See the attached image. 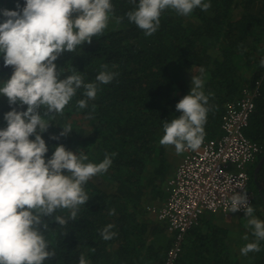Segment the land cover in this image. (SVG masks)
<instances>
[{
  "label": "trees",
  "instance_id": "16d2710c",
  "mask_svg": "<svg viewBox=\"0 0 264 264\" xmlns=\"http://www.w3.org/2000/svg\"><path fill=\"white\" fill-rule=\"evenodd\" d=\"M111 2L114 14L103 35L72 53L64 52L54 63L62 79L76 70L85 83L96 82L105 70L102 65L118 75L111 83L99 85L97 97L88 100L83 109L77 101L87 98L84 89L78 90L64 114L50 121L42 138L49 149L46 160L60 145L74 154L87 155V162L92 163L102 162L106 154L116 155L106 173L85 184L89 201L80 207L76 220L65 227L48 221L45 235L56 255L44 264H79L81 255L89 264H163L173 236L167 240L158 234L169 231L166 222L158 230L153 228L158 219L149 205L173 167L175 148L162 146L159 140L164 122L182 114L176 105L191 91L189 74L203 78V91L209 97L205 138L219 134L225 105L239 99L242 88L261 80L245 134L259 145L264 139V0H205L211 4L207 11L197 8L187 17L167 10L150 37L126 17L135 4L130 0ZM17 4L23 8L25 0H0V9L16 11ZM117 18L122 19L117 22ZM3 19L0 16V22ZM0 70L6 80L11 77L13 69L4 66L2 56ZM13 107L27 110L26 105L6 106L0 112V130L7 126L4 116ZM74 116H80L78 122ZM66 124H71L72 132L60 136ZM248 188L254 194V215L264 221V166L255 179L250 176ZM113 209L115 214L109 215ZM109 224L117 235L104 240L100 233ZM182 251L183 245L175 264H183L189 257L193 264H238L235 257L229 261L221 249L209 259L193 258ZM250 264H264V244Z\"/></svg>",
  "mask_w": 264,
  "mask_h": 264
},
{
  "label": "clouds",
  "instance_id": "9594fccd",
  "mask_svg": "<svg viewBox=\"0 0 264 264\" xmlns=\"http://www.w3.org/2000/svg\"><path fill=\"white\" fill-rule=\"evenodd\" d=\"M130 2L135 8L126 17L146 37L157 32L160 18L167 10L187 17L197 8L207 11L211 7L205 0ZM113 14L111 0H25V6L17 4L16 11L0 9V16L4 17L0 22V56L4 66L13 69L8 80L0 70V112L8 105L27 106L26 111L13 107L7 112L4 116L7 126L0 130V264H44L54 257L56 252L50 250L45 235L49 231L48 221L65 227L76 220L80 207L89 201L85 184L106 173L112 165L116 153L92 163L87 162V155L74 154L63 145L55 147L51 158L46 160L49 149L42 134L55 116L64 114L78 90L84 89L87 98L77 101V106L83 109L88 100H95L99 85L111 83L118 75L102 65L105 70L97 75L96 82L85 83L76 70L62 79L54 63L64 52L72 53L103 35ZM121 19L117 18V22ZM261 66L264 67V61ZM203 88V78L193 76L190 93L176 105L182 114L164 122L160 145L173 146L177 154L201 148L210 111L209 97ZM62 129L60 136L72 132L71 124ZM241 209L247 217L246 226L255 237L254 242L240 249L247 256L249 252L260 251L264 221L254 215L246 192L231 196L230 212ZM60 211L68 215H56ZM114 214V209L109 212ZM113 228L114 225H107L101 230V237L114 238L117 233ZM79 264L89 261L81 255Z\"/></svg>",
  "mask_w": 264,
  "mask_h": 264
},
{
  "label": "built area",
  "instance_id": "2783aa9c",
  "mask_svg": "<svg viewBox=\"0 0 264 264\" xmlns=\"http://www.w3.org/2000/svg\"><path fill=\"white\" fill-rule=\"evenodd\" d=\"M261 80L241 89L240 98L225 105L220 120V135L204 141L196 151L183 152L174 175L168 180L170 187L166 201L160 208H149L157 219L166 222L173 235V244L165 253L163 264H175L185 234L205 213H230L233 194L246 192L249 206L254 194L248 188V168L261 154L259 143L250 139L245 130L255 111L260 94ZM245 217L243 209L235 212Z\"/></svg>",
  "mask_w": 264,
  "mask_h": 264
},
{
  "label": "crops",
  "instance_id": "0c3cea01",
  "mask_svg": "<svg viewBox=\"0 0 264 264\" xmlns=\"http://www.w3.org/2000/svg\"><path fill=\"white\" fill-rule=\"evenodd\" d=\"M263 120H264V112H262ZM220 125V124H219ZM264 126V124H263ZM247 131V129H246ZM245 131V132H246ZM219 134L216 135L213 138H205L204 141L214 139L217 136L220 135V127H219ZM251 138V137H250ZM261 148L263 151L261 154L257 157L254 163L250 165L248 168L249 175L252 177L254 176V170L259 163V161L262 159L264 155V139L260 141ZM177 154V153H176ZM178 160L173 165L169 175L161 182L160 186L157 190H159V194L157 197H154V199L149 205L153 208H160L164 205L167 195L169 193L170 187L168 186V180L174 175V171L176 166L180 163L181 158L183 156V153L177 154ZM264 166V163L262 164L261 168ZM260 168V169H261ZM259 169V171H260ZM258 171V172H259ZM257 172V173H258ZM257 175V174H256ZM233 214L237 213H230L227 216L222 215L221 213H205L203 214L198 223L193 226L184 236L183 239V251L182 253L186 254L188 253L189 256H192L193 258L196 257L197 259H201L203 257H207L208 259L211 258V255L218 252L219 249H221L224 253V255H228L229 261L232 260L234 257V249L236 246L243 245L246 242L244 241V236L235 239V235L237 233V229L240 227V221L241 220H235L231 218ZM238 216H242L237 214ZM156 217V215H152ZM243 217V216H242ZM157 218V217H156ZM156 223L153 224V228L155 230H158L157 228L160 227V225L164 226V222L162 221H155ZM166 228V225H165ZM162 236V239L167 238V240H171L172 233L165 231L158 233ZM235 239V240H234ZM155 242H158V240H154ZM153 241V242H154ZM240 248V246H239ZM256 254L258 252H255ZM196 259V260H197ZM191 258L189 257L188 260H185L183 264H193L194 262L190 261ZM251 262V261H250ZM196 264V263H195Z\"/></svg>",
  "mask_w": 264,
  "mask_h": 264
},
{
  "label": "rangeland",
  "instance_id": "374dc122",
  "mask_svg": "<svg viewBox=\"0 0 264 264\" xmlns=\"http://www.w3.org/2000/svg\"><path fill=\"white\" fill-rule=\"evenodd\" d=\"M189 76H190V79L188 80V84H192V78H191L192 76H191V74H189ZM79 117L80 116H74V120L76 119V122H78L77 118H79ZM71 118H73V117H71ZM71 118H69V119L71 120ZM252 128H254V126H252ZM177 160H178L177 154L171 155V162L173 163V165L175 164V162ZM231 218L234 219V221L235 220L236 221L237 220H241L240 221V224H242L236 230L237 233L235 235V239L237 237L239 239V238H241L243 236L244 237L247 236L248 239L247 240L244 239V241L246 242L245 244L250 243V242H254L255 241V237L252 235V230L246 226L247 225V217H244V216L242 217V216H238L237 214H233L231 216ZM245 244L239 245L240 248H239V246L238 247L236 246V248L234 249L235 251H234V256L233 257H235V259H237L238 264H250L251 263L250 261H251L252 255L253 256L255 255V252H249L247 256L241 254L240 249ZM260 244H264V241H261ZM228 257H230V256H228Z\"/></svg>",
  "mask_w": 264,
  "mask_h": 264
},
{
  "label": "water",
  "instance_id": "95a60500",
  "mask_svg": "<svg viewBox=\"0 0 264 264\" xmlns=\"http://www.w3.org/2000/svg\"><path fill=\"white\" fill-rule=\"evenodd\" d=\"M263 163H264V155H263L262 159L259 161V163L257 164V166H256V168L254 170V176H253L254 179H255L256 174L259 171V169L261 168V166H262ZM256 187L258 189V193L261 195L262 194L261 188L257 184H256ZM263 201H264V198H263Z\"/></svg>",
  "mask_w": 264,
  "mask_h": 264
}]
</instances>
